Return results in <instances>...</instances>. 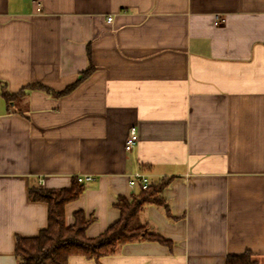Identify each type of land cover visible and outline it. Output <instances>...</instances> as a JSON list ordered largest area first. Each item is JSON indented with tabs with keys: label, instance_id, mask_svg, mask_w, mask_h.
<instances>
[{
	"label": "crops",
	"instance_id": "obj_1",
	"mask_svg": "<svg viewBox=\"0 0 264 264\" xmlns=\"http://www.w3.org/2000/svg\"><path fill=\"white\" fill-rule=\"evenodd\" d=\"M138 172L166 182L141 220L167 242L68 264H264V0H0V264L48 226L31 189L91 175L65 220L95 237Z\"/></svg>",
	"mask_w": 264,
	"mask_h": 264
},
{
	"label": "trees",
	"instance_id": "obj_2",
	"mask_svg": "<svg viewBox=\"0 0 264 264\" xmlns=\"http://www.w3.org/2000/svg\"><path fill=\"white\" fill-rule=\"evenodd\" d=\"M92 68L89 66L78 82L86 78ZM77 83L69 86L66 92L73 89ZM22 93L23 91L11 93L7 89L3 91L8 103ZM138 185L141 188L138 194L130 199L123 197L118 203L120 210L118 221L95 237L87 235L86 229L92 218H86L81 210L74 213L73 224H66L65 205L75 200L83 191V186L77 179L69 188L31 189L30 196L33 200L46 201L49 204L48 226L36 236L17 238L16 256L19 264H68L69 258L74 255L99 261L104 256L115 254L122 245L129 242L141 240L167 242V239L148 229L141 220V213L146 204L163 202L162 189L166 182L157 185L149 182L147 187ZM225 264H259V260L252 252L246 251L242 254L227 255Z\"/></svg>",
	"mask_w": 264,
	"mask_h": 264
},
{
	"label": "built area",
	"instance_id": "obj_3",
	"mask_svg": "<svg viewBox=\"0 0 264 264\" xmlns=\"http://www.w3.org/2000/svg\"><path fill=\"white\" fill-rule=\"evenodd\" d=\"M108 19L111 20L112 17H109ZM217 20L219 22H222V21H224V18L218 16ZM137 142H138V133H137L135 127H132L130 129L129 135H128L126 143H125V149L127 151H131ZM92 179H93V177L91 175L77 177V180L79 182L89 181ZM149 182L150 181H149V178L147 177V175H145L143 173H139V172L135 173L129 181L131 186L141 184L143 187H147L149 185Z\"/></svg>",
	"mask_w": 264,
	"mask_h": 264
}]
</instances>
